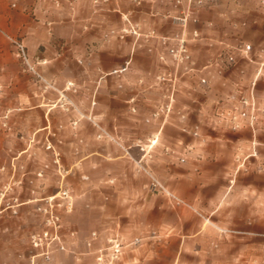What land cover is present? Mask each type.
Wrapping results in <instances>:
<instances>
[{
  "label": "rangeland",
  "instance_id": "374dc122",
  "mask_svg": "<svg viewBox=\"0 0 264 264\" xmlns=\"http://www.w3.org/2000/svg\"><path fill=\"white\" fill-rule=\"evenodd\" d=\"M58 1L48 0L40 8L36 0H0V264H25L30 252L39 253L30 235L45 227L47 214L39 207H45L49 197H55L53 212L60 218L59 234L65 245L92 228L86 242L92 247L93 239L100 236L95 227L101 199H128L126 207L142 210L117 221L113 234L122 238L123 252L112 264H126L124 250L133 245L126 230L138 233L132 238L135 245L148 230L175 231L174 213L181 207L194 211L201 226L211 228L218 240L230 243V257L226 252L223 262L218 258L223 252L216 251L217 259L210 264H264V0H221L220 6L200 13L205 20H214L217 29H227L231 37L240 34L252 49L245 54L233 47L238 68L209 76L211 88L198 87L196 75L178 76L173 107L160 116L154 112L164 100L166 86L158 84L156 74L126 75L155 66L142 43L146 39L132 34L121 37L122 12L133 11V20L143 31L148 29L141 12L146 0L141 4L92 0L101 6L104 19L97 31L85 28L82 0ZM156 17L165 27L175 25L170 18ZM238 22L241 26L233 29ZM12 38L25 43L39 74L22 62ZM192 52L199 67L215 57L208 55L205 44H195ZM127 61V71L114 73ZM224 81L229 85L226 91ZM243 96L255 102L257 117L251 123L250 116H243L241 126L233 129L231 114L252 110L241 103ZM209 97L215 100L209 106L193 103ZM195 129L212 138L188 133ZM152 132L158 136L148 135ZM177 138L185 139V153L178 157ZM202 144L219 149L220 164L208 167L210 178L225 182L230 192L226 201L238 210L224 221L197 209L168 182L167 156L178 158L184 170L199 158L214 159L211 154L189 155L187 149ZM156 180L166 190L155 187ZM63 191H69L70 197ZM154 200L166 203L171 215L167 224L145 211ZM9 203L14 206L8 207ZM244 213L248 218L239 219ZM113 234L106 235L101 248ZM45 261L37 257L38 264Z\"/></svg>",
  "mask_w": 264,
  "mask_h": 264
},
{
  "label": "crops",
  "instance_id": "0c3cea01",
  "mask_svg": "<svg viewBox=\"0 0 264 264\" xmlns=\"http://www.w3.org/2000/svg\"><path fill=\"white\" fill-rule=\"evenodd\" d=\"M36 2H38L37 5L40 6V8H43L48 3V0H36ZM113 2L116 1L113 0ZM80 5V10L83 12V16H85V28H94L95 31H97L98 28L102 29L104 26V19L99 14L101 6L94 5L92 0H82ZM220 5L221 0L210 7H205L195 12L194 19L191 20L189 25L190 29L183 31L181 27L172 24L165 27L161 18L152 15V11L155 9L172 7L170 3L165 0H146L143 9L141 10L143 13L142 19L144 26L148 28L156 27L158 29L159 36L150 40H142V43L146 45V49L155 66L138 70L134 69V71L130 70L126 73V75L134 76L139 72L146 76L155 75L162 64L160 60L161 53H166L168 61L171 64V68L174 69L175 65L171 56L167 53V48L169 45L176 43L174 40L176 35L183 34L188 38V44L191 51L195 44L208 45V55H214L215 57H217L220 52L227 51L228 45L245 42L239 33V35L231 37L232 33H230L227 29H223L222 31L217 29L216 26L218 25L214 20H205L201 17L200 13L202 11L207 9L213 10ZM92 10L95 12L94 15L91 13ZM121 24L124 26L123 21ZM233 24L235 25L233 29H237L241 26L239 22ZM196 29L201 32V37L198 39L193 38V31ZM233 33L236 34L237 31ZM164 37L167 39H164ZM136 42L137 41L133 43L131 55H134L135 53ZM193 59L195 60L193 69L189 70V67L184 64L181 67L179 76H198V87L202 86L211 88V80L209 76L212 74L226 75L231 70L234 71L238 68V61L231 67L224 66V64L220 61H214L211 64L206 63L199 67L197 66L194 54ZM203 77L208 80L206 84L201 82ZM226 85L229 86L228 82L224 81V91L228 90ZM213 102H215V100H212L210 97L205 101H200L198 99L193 100V103H195L194 105L197 107L209 106ZM146 120L150 121L149 118ZM118 121L120 123V120ZM188 133H191L194 136H200V138L203 139L212 138V135H200L199 131L198 134H194L190 131ZM139 134L140 133H137L136 135ZM148 135H152L153 137L158 136L156 132H152ZM213 139H223V137L215 136ZM176 140L178 143L176 145L177 149L175 152L177 154L175 156H183L185 151L182 144L185 139L177 138ZM202 146L203 144L199 148L198 146L189 148L190 150L187 149V152L189 155L196 157L198 155L206 156L211 154L212 158L215 160L199 158L197 163L189 166V170H184V163H180L178 158H176V160H172L168 159L167 156V159L165 160V169L169 172L167 175L169 185L173 187L179 195L190 201L197 209L213 215L214 219L219 221L230 219L231 214H233V212H237L238 210H233L232 203L226 201L230 192L227 190L225 182L213 175L212 178H210L208 169L209 166L215 165L217 167L220 164V157L217 156L219 149L214 146ZM184 160H182V162ZM173 161H175L174 166H172ZM126 200L128 199L115 198L109 201L101 199L97 203L99 218L95 228L100 229V236L97 239H93L92 247L86 244L87 240L91 239V228L89 231L83 232L80 237L74 240L70 239L66 242V250H60L58 248V242H54L51 259L49 261H45L44 263L72 264L74 261L76 264L81 262L86 264H95L96 252L102 245H104L106 235L113 234L117 231L116 226L119 225L117 221L122 219V217H124V219L133 218V215L131 214H141L142 212L140 208L134 209L132 207H126ZM167 208L166 203L161 201L156 202L154 200L153 202L150 201L149 206L145 209V211H148V213H155L156 217L158 216L160 221L167 224L166 222L171 216H169ZM174 215L175 231L168 229H162L160 231L156 229L148 230L144 233L143 238L139 237L141 241L138 245H135L137 243L136 238L132 240L133 236L138 235V233H131L126 230L124 234L128 241H132L131 244L133 245L125 248L123 253V262L126 264H201L200 262H202V264H210L212 261L215 262L217 259L216 251L223 252L222 255L218 256L219 260H222L223 262L226 260V252L227 257H230L232 252L230 243L218 240L215 232L211 228L202 227L201 219L194 211L186 207H181L176 209ZM247 218L246 213L239 215V219L244 220ZM86 235L87 237L84 238ZM72 251L75 252L74 255L72 254ZM31 257L32 252L28 254L25 264L29 263Z\"/></svg>",
  "mask_w": 264,
  "mask_h": 264
},
{
  "label": "built area",
  "instance_id": "2783aa9c",
  "mask_svg": "<svg viewBox=\"0 0 264 264\" xmlns=\"http://www.w3.org/2000/svg\"><path fill=\"white\" fill-rule=\"evenodd\" d=\"M58 4L59 1L55 0ZM137 4H141L142 0H134ZM168 3L172 5V7H169L161 12V10H153L152 15H162L165 18H170L172 23L175 25L181 27L183 31H186L188 28L189 23L192 19H194V13L198 10L210 7L214 4H216L219 0H165ZM133 11L129 12H122V18L124 21V26L122 27V33L121 37H125L127 34H132L136 36L137 38L143 37L146 40L153 39L155 37H158V31L156 28L151 27L143 31L141 29V26L139 23L135 22L132 18ZM201 37V32L199 30L193 31V38L198 39ZM166 37H164L165 39ZM167 39V38H166ZM174 40L176 41L175 44L169 45L167 48V53L171 56L175 68L172 69L169 67V61L166 53L160 54V60L163 64V66L157 71L156 77L158 84L164 85L165 90L163 92V98L164 100L159 104V108L157 111L154 112V116H160L163 113H168L172 107L173 103L175 102V92L177 90V82H178V76L180 75L181 67L182 65H186L189 67V70L193 69V65L195 63V60L193 59L192 51L188 44V38L185 37V35H176L174 37ZM12 42L14 43L17 54L21 58L22 62L31 70L37 72L35 64L31 57L29 56V53L27 51V47L25 43L17 38H12ZM238 49L240 52L247 54L251 49L252 45L250 43L246 42H240L238 45H228V50L225 52H220V54L217 57H214L209 60L207 64H211L214 61H220L224 64L226 67H231L237 63V58L233 53L232 48ZM130 61H127L123 66H121L118 69L114 70V73H123L128 70ZM38 73V72H37ZM39 74V73H38ZM201 82L203 84H206L208 82L207 78L203 77L201 79ZM241 103L245 105L246 107H251V112L249 111H241L240 113H234L231 114L230 117V124L233 129H237L241 126V117L243 116H250V121L253 123L256 120V115L254 114L256 105L255 102L246 96H243L241 98ZM133 110H136L135 107H133ZM223 114V113H222ZM186 130V128H184ZM194 134H198V130L195 129L193 131ZM155 187H161L166 190V188L162 185L160 181H155L154 183ZM65 197H70L69 191H63V194ZM177 200L182 201L177 196L173 195ZM54 198L55 197H49L46 199V206L45 207H39V210H44V212L47 214L46 218V225L41 230L33 231L30 235V242L33 247V249L39 250V253L32 254V257L28 264H38L37 257L43 256L46 261H49L51 259V254L54 249V242H58V248L60 250H66V245L61 239V236L59 234V228H60V218L58 215H56L53 212L54 207ZM16 200V199H15ZM8 207H13L14 204L9 203ZM72 204L68 201L67 206H71ZM14 213L17 212V210H13ZM96 233H93V236H95ZM108 245L104 248H100L97 253V262L98 264H112L115 261L120 260L122 255V238L119 234H113L108 239ZM89 244H91L89 242Z\"/></svg>",
  "mask_w": 264,
  "mask_h": 264
}]
</instances>
